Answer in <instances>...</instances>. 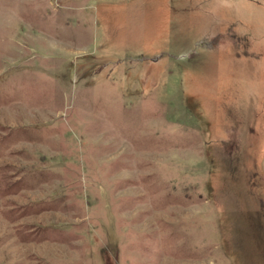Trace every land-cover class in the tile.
I'll return each instance as SVG.
<instances>
[{
  "label": "rangeland",
  "instance_id": "1",
  "mask_svg": "<svg viewBox=\"0 0 264 264\" xmlns=\"http://www.w3.org/2000/svg\"><path fill=\"white\" fill-rule=\"evenodd\" d=\"M0 264H264V0H0Z\"/></svg>",
  "mask_w": 264,
  "mask_h": 264
},
{
  "label": "bare ground",
  "instance_id": "2",
  "mask_svg": "<svg viewBox=\"0 0 264 264\" xmlns=\"http://www.w3.org/2000/svg\"><path fill=\"white\" fill-rule=\"evenodd\" d=\"M261 86V85H260ZM259 98V97H258Z\"/></svg>",
  "mask_w": 264,
  "mask_h": 264
}]
</instances>
